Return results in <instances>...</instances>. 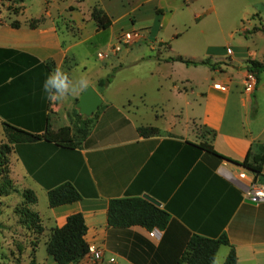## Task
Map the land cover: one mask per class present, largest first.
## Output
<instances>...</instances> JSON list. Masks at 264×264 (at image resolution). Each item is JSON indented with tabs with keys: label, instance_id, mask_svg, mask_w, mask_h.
Segmentation results:
<instances>
[{
	"label": "crops",
	"instance_id": "crops-1",
	"mask_svg": "<svg viewBox=\"0 0 264 264\" xmlns=\"http://www.w3.org/2000/svg\"><path fill=\"white\" fill-rule=\"evenodd\" d=\"M63 1L44 0L43 5L33 4L31 8L21 2L18 14L11 13L0 21V49L16 52L4 55V60L30 62V57L40 63L52 60L56 69H62L66 58L74 62L72 51L79 44H97L101 33L106 31L117 41L121 32L139 29L141 37L126 46L125 53L133 51L130 66L145 64V80L152 84L154 79L156 83L151 87L159 97L147 102L146 90L137 96L142 104L146 100L171 113L156 114L158 123L141 122L131 108L134 96L128 98L125 104L128 106L117 107L115 102L104 103V95L97 91L102 105L90 123L87 136L73 147H64L57 143L72 138L70 115L86 88L50 102L42 91L46 73L26 70L28 80L19 79L21 73L7 76L0 62V108L15 111L13 118L18 120L26 116L21 115L22 109L32 111L28 115L30 120L26 121L31 128L25 127L31 130L41 129L43 116H49V140L42 138L12 145L10 157L15 178L23 188L32 189L37 200L38 193L47 200L48 190L65 182L71 183L81 195L77 201L55 207L47 202L43 212L32 206L40 217L42 235L46 236L44 245L53 227L62 226L70 214L79 212L86 224L89 251L70 264H173L191 234L227 237L228 245L218 248L213 264H223L230 248L236 253V264H264V201L256 204L244 198L238 174L244 171L251 178L254 173L234 162L243 160L253 143H264V95L263 98L259 95L264 70L254 91L248 92L242 81L247 60L262 62L264 52L258 54L249 42L238 47L223 46L217 35L207 36L203 32L206 27L222 29L225 18L240 24L252 14H258L264 25L260 16L264 3L259 5L258 0ZM94 5L102 8L111 20L108 28L97 29L90 17ZM185 10L192 15L189 19L182 16ZM19 15L21 19L10 18ZM41 17L43 20L36 27L29 26L30 19ZM59 17L70 20L64 37L55 23ZM12 20L19 21L20 26L12 27ZM251 28L238 32L245 38L262 32L245 36L244 32ZM232 36L230 33L231 39ZM181 39L188 45L185 50L175 47ZM196 43L202 45L200 57L192 48ZM114 56L110 66L125 67L121 58ZM178 56L215 61L229 58L241 67L232 71L210 69L208 82L198 91L190 76L196 66L168 60ZM58 114L66 120L65 124L57 123ZM140 126L156 127L158 133L142 136L137 131ZM195 126L204 130L199 137ZM203 142L215 153L198 149L196 145ZM257 178L264 180V163ZM143 194L159 201L158 207L170 219L157 237H150L149 231L139 225L119 228L108 224L110 199ZM90 249L99 250L100 259H94ZM34 258L39 264H57L48 254L42 259L37 260L36 255Z\"/></svg>",
	"mask_w": 264,
	"mask_h": 264
},
{
	"label": "trees",
	"instance_id": "trees-1",
	"mask_svg": "<svg viewBox=\"0 0 264 264\" xmlns=\"http://www.w3.org/2000/svg\"><path fill=\"white\" fill-rule=\"evenodd\" d=\"M14 1L15 3L23 2V0ZM90 17L95 21L98 30L106 29L111 24L109 17L98 5L92 6L90 10ZM42 20L43 17L30 19L28 24L31 28H34ZM55 23L58 27V22L56 21ZM10 25L12 27H19L20 22L12 20ZM254 31L264 32V25L261 24L260 26H254L251 30L244 32V35L246 36ZM64 44L65 41L62 40V46H64ZM10 53L16 52L12 50L0 49V62H3L2 70L6 71L7 76L9 74L16 76L21 73L17 78L28 80L26 70L42 71L48 75L56 69V65L52 60L40 63L38 60L28 55L27 57L31 58L30 62L23 59H14V61L12 60L11 62L5 61L4 55H10ZM22 56L26 55L22 54ZM168 60L180 61L185 65H206L212 70L216 69L218 64L212 63L209 58L193 60L178 56L170 57ZM73 65L74 62L70 64V60L66 58L62 68L66 69V72L70 74V69ZM263 70L264 61L261 62L252 59L247 60V71L255 78L254 87L257 84L259 75ZM110 78V75L99 78L97 80V85L106 87L110 83ZM26 100L31 103L30 97H27ZM101 105L102 104L99 105L93 116L84 119L81 117V114L76 111L75 120L72 122V138L61 140L57 144L64 147H73L80 140L84 139L89 132L90 123L92 122V119L96 117ZM44 107H46V110L49 109V101ZM14 112L15 111H12L11 109L0 108V125L6 139V142L0 145V171L4 172L5 176L8 174V155L11 152L13 144L35 141L42 138L49 140V136L47 135L49 131L48 115L43 116V127L40 126L41 129L31 130V126H29L26 121L30 120L28 115H30L32 111L22 109L20 111L21 115L26 116L20 120L13 118ZM37 116L33 117L38 119ZM38 120H40V118ZM15 123H20L24 125V127ZM34 128L35 127L32 129ZM137 131L142 136H149L158 133V128L153 126H140L137 128ZM196 146L198 149L215 153L211 146L206 142L198 143ZM234 162L252 171L256 176L259 175L264 163V143H253L250 146L246 157L241 161ZM7 182H9V180H7ZM10 189L11 187L9 186L7 190L5 189V192H8ZM21 195L23 197V203L20 215L23 218L24 223L28 227L34 226L37 233L41 234L43 227L41 225L40 217L37 212L32 209V206L37 202V197L34 191L29 188H24L21 191ZM80 198L81 195L69 182L62 183L57 187L49 189L47 192V202L50 207L71 203L79 200ZM169 220L168 214L162 208L154 205L142 197H122L109 200L107 222L110 226L127 228L139 225L148 231L154 227L159 230H164L169 224ZM86 230L87 228L83 215L79 212L70 214L62 226L53 227L51 229L49 237L45 242L46 253L50 255L57 264H70L78 262L89 251V245L85 240ZM221 245H228V239L225 235H221L217 238H208L197 234H191L186 239L180 253L175 257L173 264H213L216 252ZM236 260V253L233 248H230L223 264H236ZM31 264H35V258H32Z\"/></svg>",
	"mask_w": 264,
	"mask_h": 264
},
{
	"label": "rangeland",
	"instance_id": "rangeland-1",
	"mask_svg": "<svg viewBox=\"0 0 264 264\" xmlns=\"http://www.w3.org/2000/svg\"><path fill=\"white\" fill-rule=\"evenodd\" d=\"M69 1V0H67ZM59 2V0H58ZM63 1V3H65ZM259 5L264 3V0H258ZM44 0H23V5L31 8V5L38 4L43 5ZM61 3V2H59ZM22 6L20 3H15L14 0H0V21L4 20L6 16L11 13L18 14L19 10ZM264 9V8H263ZM185 13L182 15L184 18H190V13ZM260 16L264 22V10L260 9ZM10 18L21 19V16H10ZM67 17H59L56 21L58 22V27L60 34L64 37L67 29L66 26L70 20H67ZM259 15H249L246 20L242 21L240 24H236L234 20L230 17L228 19H224V24L222 29H217L215 27H206L203 29V32L207 36L217 35L218 42H221V45H229L233 47H238L246 42L250 43V47L252 50H256L258 54L260 52H264V32H257L248 37H244L243 33H239L238 31H243L245 28H251L253 25L260 26L262 23L260 22ZM67 22V23H65ZM71 26V24H69ZM238 25V27H237ZM139 30V29H136ZM141 32V30H139ZM73 34L76 32L71 29ZM194 33V32H192ZM198 33V31H197ZM232 33V39L229 37V34ZM97 44L93 43H85L79 44L73 49L74 57V65L70 69V77L72 78H84L88 82H91L96 91L102 93L104 95V103L115 102L117 107L121 105H125L128 98L133 97L134 103L132 104V110L135 111L138 115L139 121L141 122H156L155 115L162 114V112L169 114L171 110H162L160 105H151L147 102H151V100L158 98V94H156L152 90V84L155 85V81L153 79V83H147L145 80V64L133 67L130 66V61L132 59L131 54L133 55V51L129 52L130 54H126L125 50L126 46H122L121 51H117L115 53L112 52V46L116 44L115 39H112L109 35V32L101 33L99 40L96 41ZM188 45H186L183 39L179 40L175 47L179 50H185ZM192 48L195 49L196 56L200 57L202 52L201 44H194ZM99 53H107V56L103 59L98 58ZM114 54L120 57L122 65L125 66L123 68L111 67L110 60L113 59ZM118 60V59H116ZM212 63H218L217 69H230L235 70L241 67V64L232 61L229 58H225L219 61H215L210 59ZM264 61V60H262ZM70 64L72 61L70 60ZM126 64H129L128 66ZM247 64V63H246ZM66 72V69H63ZM211 70L205 65L196 66L191 69V80L193 81V85L196 90H200L205 86V84L209 80V74ZM110 75V83L106 87L98 86L96 80L98 78L106 77ZM250 74L248 71L244 73L243 76V85L248 92L254 91V78H249ZM247 80H251L250 83L246 82ZM251 86L249 89L248 86ZM194 89V90H195ZM142 90H146L148 93L146 94L145 104H142L137 96L143 92ZM74 94V93H73ZM133 94V95H132ZM260 97L264 95V75L262 79V89L260 92ZM72 100V98H71ZM77 102V101H76ZM128 106V105H125ZM65 107H67V103L65 102ZM78 112L76 107L70 115V122L75 120V112ZM184 112V111H183ZM79 113V112H78ZM59 115V114H58ZM58 124H65L66 120L62 117L61 114L58 116L57 120ZM196 135L199 137L203 133V128L200 126H195ZM6 142V139L3 135L2 127L0 125V145ZM13 162L11 161L10 153L8 155V174L5 176L4 172L0 171V264H31L32 258L35 257L37 260L46 257V250L44 241L46 236L42 233L38 234L34 226H26L23 221V218L20 215V210L23 203V197L21 195V191L23 186L14 176L12 169ZM9 180V182H7ZM11 187L8 192H5ZM36 209L41 212L45 210L47 207V200L43 197L42 194L38 193V200L34 204ZM34 209V206H33ZM42 235V236H41ZM36 248V253L34 254V249ZM35 264H39L36 262Z\"/></svg>",
	"mask_w": 264,
	"mask_h": 264
},
{
	"label": "built area",
	"instance_id": "built-area-1",
	"mask_svg": "<svg viewBox=\"0 0 264 264\" xmlns=\"http://www.w3.org/2000/svg\"><path fill=\"white\" fill-rule=\"evenodd\" d=\"M140 37L141 32L136 29L121 32L117 37L116 44L112 46V52L115 53L121 50L122 46L132 45ZM228 52H230V50H228ZM97 56L99 59H103L107 56V53H99ZM251 77L254 78L252 74H250L249 78ZM250 81L251 80H247L246 82L250 83ZM250 87L251 86L249 85L247 88L249 89ZM237 179L243 186V195L246 200L256 204L264 201V180L258 179L255 174H253L251 178H248L247 174L244 171L238 174ZM158 234L159 229L156 227H154L148 232V235L150 237H157ZM90 251L92 252V256L94 259H100L101 253L99 250L90 249Z\"/></svg>",
	"mask_w": 264,
	"mask_h": 264
},
{
	"label": "clouds",
	"instance_id": "clouds-1",
	"mask_svg": "<svg viewBox=\"0 0 264 264\" xmlns=\"http://www.w3.org/2000/svg\"><path fill=\"white\" fill-rule=\"evenodd\" d=\"M88 87V81L84 78H72L62 69H54L49 73L42 84V91L47 100L60 101L72 95L78 89Z\"/></svg>",
	"mask_w": 264,
	"mask_h": 264
},
{
	"label": "water",
	"instance_id": "water-1",
	"mask_svg": "<svg viewBox=\"0 0 264 264\" xmlns=\"http://www.w3.org/2000/svg\"><path fill=\"white\" fill-rule=\"evenodd\" d=\"M102 103V98L92 86H88L78 97L76 107L82 118L91 117ZM142 197L156 206H160V202L147 194Z\"/></svg>",
	"mask_w": 264,
	"mask_h": 264
}]
</instances>
